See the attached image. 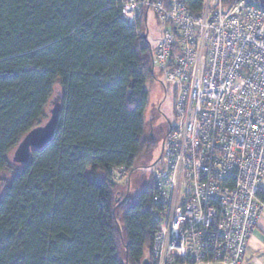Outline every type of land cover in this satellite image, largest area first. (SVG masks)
<instances>
[{
	"label": "trees",
	"instance_id": "obj_1",
	"mask_svg": "<svg viewBox=\"0 0 264 264\" xmlns=\"http://www.w3.org/2000/svg\"><path fill=\"white\" fill-rule=\"evenodd\" d=\"M182 1L195 15L204 4ZM146 27L122 16L121 0H0V172H11L0 195V264H152L159 206L151 172L137 171L158 162L145 128L144 84L159 82ZM56 92L54 139L14 163L12 150L47 119ZM121 167L128 177L118 182Z\"/></svg>",
	"mask_w": 264,
	"mask_h": 264
},
{
	"label": "built area",
	"instance_id": "obj_2",
	"mask_svg": "<svg viewBox=\"0 0 264 264\" xmlns=\"http://www.w3.org/2000/svg\"><path fill=\"white\" fill-rule=\"evenodd\" d=\"M254 1L204 0L195 15L182 0H121L130 24L152 12L153 67L171 97L151 172L152 264L245 262L264 210V8Z\"/></svg>",
	"mask_w": 264,
	"mask_h": 264
},
{
	"label": "rangeland",
	"instance_id": "obj_3",
	"mask_svg": "<svg viewBox=\"0 0 264 264\" xmlns=\"http://www.w3.org/2000/svg\"><path fill=\"white\" fill-rule=\"evenodd\" d=\"M144 18V19H142ZM141 22H143L144 27L147 26L148 23V27L147 30H149L148 33V38H150L152 46L155 45V36L158 35V25L154 19V16L152 14V12H149V17L147 19V23L145 16L140 17ZM147 30L145 33H147ZM141 31V29H140ZM142 32V31H141ZM146 36V34H145ZM145 88L148 91L149 94V103L147 106V109L145 111V128H146V134H148V132L152 133H156V130L158 128V126L164 128L165 130H167L168 128V123L165 120V118L163 117V115L157 111V106L160 103L159 101L162 98V93H163V89H162V84L160 82H156V81H147L144 84ZM171 100V98H170ZM161 110L167 114V116L171 117L172 116V107L171 105L168 103V101L164 102L161 104ZM163 129V130H164ZM163 136V135H162ZM160 139V143H161ZM160 149H161V144L158 145V147H156V149L153 151V154L155 155V157H157V159H159V155H160ZM153 167L152 166H148V167H141L138 171V173H142L143 172V177H148L150 172H152ZM135 172V171H134ZM134 173L132 176L130 175L131 180V188L133 191L139 190L138 188H140V184L143 182L141 179H136ZM11 176V172H0V195L2 194L3 190H4V184L6 182L7 179H9ZM124 179H121L118 177V182H123ZM119 249H120V255L122 256V258L124 257V253H123V247H122V243L121 240L119 239ZM245 263V262H244ZM125 264H129L127 263V261H125Z\"/></svg>",
	"mask_w": 264,
	"mask_h": 264
},
{
	"label": "water",
	"instance_id": "obj_4",
	"mask_svg": "<svg viewBox=\"0 0 264 264\" xmlns=\"http://www.w3.org/2000/svg\"><path fill=\"white\" fill-rule=\"evenodd\" d=\"M142 37H145V34ZM60 100V92H56L49 101L47 119L43 123L31 128L20 138L11 153V160L14 163L27 164L33 149H43L54 139L60 123L62 110ZM142 264H149L148 259L144 258Z\"/></svg>",
	"mask_w": 264,
	"mask_h": 264
},
{
	"label": "crops",
	"instance_id": "obj_5",
	"mask_svg": "<svg viewBox=\"0 0 264 264\" xmlns=\"http://www.w3.org/2000/svg\"><path fill=\"white\" fill-rule=\"evenodd\" d=\"M244 264H264V210L249 240Z\"/></svg>",
	"mask_w": 264,
	"mask_h": 264
},
{
	"label": "flooded vegetation",
	"instance_id": "obj_6",
	"mask_svg": "<svg viewBox=\"0 0 264 264\" xmlns=\"http://www.w3.org/2000/svg\"><path fill=\"white\" fill-rule=\"evenodd\" d=\"M162 89H163V93H162V95H161L162 98H161V100L159 101L160 103H159L158 106H157V111L160 112V113L163 115V117L165 118V120L167 121V123H168V128H167V130H165L164 128L158 126V128H157V130H156V133H154V132L151 133V135L155 138L156 142H159V145L161 144L160 155H161V152H162V147H163V144H164L165 138H166V136H167V134H168V132H169V130H170V126H171V124H172V117H173V115H172L171 117L167 116V114L164 113V112L161 110V104L164 103L165 101H166V102L168 101V103L171 105V100H170L171 97H169V96L167 95L166 90H165L164 87H162ZM163 129H164V130H163ZM162 135H163V136H162ZM160 139H162V140H161V143H160ZM160 155H159V157H160Z\"/></svg>",
	"mask_w": 264,
	"mask_h": 264
},
{
	"label": "bare ground",
	"instance_id": "obj_7",
	"mask_svg": "<svg viewBox=\"0 0 264 264\" xmlns=\"http://www.w3.org/2000/svg\"><path fill=\"white\" fill-rule=\"evenodd\" d=\"M115 182V181H114Z\"/></svg>",
	"mask_w": 264,
	"mask_h": 264
}]
</instances>
